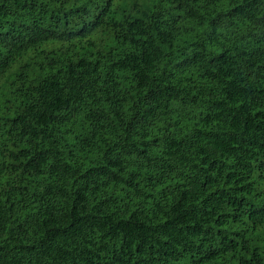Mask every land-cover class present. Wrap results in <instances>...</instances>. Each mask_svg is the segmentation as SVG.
<instances>
[{
	"label": "trees",
	"instance_id": "1",
	"mask_svg": "<svg viewBox=\"0 0 264 264\" xmlns=\"http://www.w3.org/2000/svg\"><path fill=\"white\" fill-rule=\"evenodd\" d=\"M0 264H264V0H0Z\"/></svg>",
	"mask_w": 264,
	"mask_h": 264
}]
</instances>
